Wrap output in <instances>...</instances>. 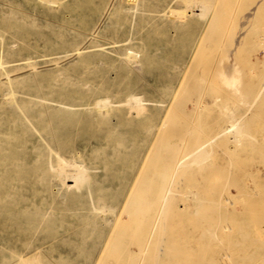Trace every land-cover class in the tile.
Instances as JSON below:
<instances>
[{
    "label": "rangeland",
    "instance_id": "374dc122",
    "mask_svg": "<svg viewBox=\"0 0 264 264\" xmlns=\"http://www.w3.org/2000/svg\"><path fill=\"white\" fill-rule=\"evenodd\" d=\"M213 1L218 17L202 20L197 11L183 14L180 0H0V112L22 119L21 107L31 114L30 102L39 100L57 108L62 102L108 103L92 114L77 115L78 126L46 134L67 159L75 149L83 153L94 168L89 183L38 182L34 173L41 171L21 162L20 169L10 167L1 175L0 158V209H11L12 221L19 217L22 227L18 239L9 225L2 233L0 214V236L14 235L10 242L3 239L5 246L41 244L42 264H264V92L258 97L264 81V0ZM197 47L206 51L193 86L206 89L191 94L186 84L184 95L180 82ZM227 63L244 82L242 94L218 79ZM130 96L144 100V115L127 114L124 102ZM108 108L114 109L99 114ZM233 112L245 115L241 144L236 147L230 133L211 145L214 154L203 169L192 166L185 175L190 178L176 189L181 194L172 200L169 218H162L159 206L149 205L146 220L129 225L125 217V223H113L108 210H92L89 187L94 198L119 197L122 203L134 181L140 201L155 199L154 184L143 186L155 173L151 163L138 173L145 153L141 142L147 140L152 158L178 160L214 139ZM4 123L3 130L9 121ZM144 126L153 128L147 139ZM13 132L9 134L17 141L11 143L10 162L16 164L24 151L30 152L35 137L21 125ZM92 135L102 139L105 149ZM11 136L0 138L2 148L10 147ZM117 142L122 150L133 143L129 157L104 159ZM186 191L199 200L193 206L187 204ZM25 207L31 226H36V214L47 211L52 217L31 231ZM96 232L104 238L94 247ZM115 240L121 248L117 257ZM11 258L7 249L0 251V264L4 259L16 264Z\"/></svg>",
    "mask_w": 264,
    "mask_h": 264
},
{
    "label": "bare ground",
    "instance_id": "6f19581e",
    "mask_svg": "<svg viewBox=\"0 0 264 264\" xmlns=\"http://www.w3.org/2000/svg\"><path fill=\"white\" fill-rule=\"evenodd\" d=\"M213 0H180V3H182L185 7L183 14L189 12L194 13L195 11L199 12V17L202 20H208L210 16H212L213 19H216L219 14V9L213 10ZM218 3V2H217ZM170 4V3H169ZM203 4V5H202ZM219 4V3H218ZM171 6V4H170ZM204 8V10H200V8ZM181 12V13H182ZM172 14V13H170ZM182 16H185L183 15ZM174 15H172L173 17ZM181 17V15H180ZM208 22V21H207ZM207 48V47H205ZM205 50L204 48L197 47L187 70L185 71L181 82L179 89L185 90V93L188 94L187 87L186 89H182L184 85L189 84L188 88L189 93L191 94H197L200 95L203 93V91L206 89V86H199L198 88L196 86H193V82L197 80L198 75L200 73H197V68L199 65V61L201 59V52ZM206 51V50H205ZM204 56V55H203ZM201 66V65H200ZM140 68V67H139ZM240 72V71H238ZM218 79L221 80L222 84L226 89H229L230 91L234 93H243L244 92V82L242 79H239L236 77V74L231 70L230 66L227 64H223L221 70L219 71V76ZM7 80V79H6ZM179 94L181 91H178ZM177 92V93H178ZM264 92V81L260 86L259 92H258V97ZM176 97H178V95ZM181 94V96L183 95ZM13 95V94H12ZM12 95L10 98L13 100ZM183 95V96H184ZM9 97V96H8ZM178 99V98H177ZM6 100V99H5ZM14 101V100H13ZM108 101V100H107ZM176 103H179L178 100L175 101ZM173 102V103H174ZM181 102V101H180ZM33 103V108L31 114L27 113L26 111L29 109H23L21 107V111L23 112V118L21 119L18 114H13L10 116H5V112H0V138H3V136L11 134L15 135L13 132L18 125H21L24 127V130H27L30 133H34V139L31 140V150L30 152L24 151L25 153L23 154V158L19 160L18 163L16 164H11V157H10V151H11V143H15L17 139L15 137L11 136L9 138V141L6 142L7 148H2L0 146V155L3 154L0 158L1 161L4 163V166L2 168L1 175H4V173L9 172L8 170L10 167H16L20 169L19 163L21 162L22 164H26L31 170H38L40 174L38 175L37 173H34V177H37L38 182H48L51 183L52 181L58 180L59 182H72L74 187H81L85 183H89L90 179L92 178V170L94 169L93 167H90V163H86L82 157V152L78 151L75 149L71 153V158L67 159V157L63 154V152L52 146L51 141L53 139L47 138L46 134H51L53 135L56 132V129H69L70 127H76L78 126V121H77V115L80 113H88L92 114L97 107L100 106H106L108 103L103 101V103H96L93 107H91V104H72V103H65L62 107H50V106H44L45 103L41 100L35 101V102H30ZM122 103L123 102H119ZM172 103V104H173ZM125 106H127V114L130 115L131 113L135 112L138 116L139 115H144L146 113V106L144 105V100L141 98H138L137 96H130L128 100L124 102ZM171 104V105H172ZM170 105V109L173 107ZM42 106L45 107L44 110H36L37 107ZM75 107H79V110H75ZM169 107V106H168ZM40 108V107H39ZM183 108V107H182ZM114 108H108L106 111H100L99 114L105 115L108 112L112 111ZM148 112V111H147ZM244 118L245 115L242 116H236L235 113H230L228 119H227V125H221L218 127L220 131L217 133L214 139H210L209 141L205 143H200L195 146L193 150H190L187 155L184 157L180 158L177 160L173 158H165L161 157L160 155H156L154 158L150 157L149 154V147L147 146V140L144 142H141L139 144V149L143 150L144 149V156L141 160L140 167L138 169V173L141 170V167L144 165L145 167L149 166L151 163V166L153 167V172H155L153 175L149 176L147 178V181L144 182V187H150L152 183L154 184V192H155V199L151 202L150 200L147 201H140L138 197V187L134 186V181L132 185L127 189L126 194L123 197L122 203L119 202V197H105L103 195H99L98 197L94 198L92 195V188L89 187L87 190L88 196L91 198V205H92V210L99 211V212H104V210H108V212L113 215V223L118 222L122 220V217H125L127 220V223L129 225H134L137 222H141L146 220L148 216H145L144 212L148 211V206L150 205L151 208H155L156 206H159V209L161 213L164 214L162 216L163 219L169 218L170 214L172 215L173 211V199L175 197H178L181 193H175L176 189L177 191H180V189L183 186V183H186V180H188L190 177L185 176L189 171V169L192 166L197 167V171H201L203 169V165L209 161L211 156L214 154L212 150L209 148L211 145L219 138L227 137L230 133L233 134L232 143L235 144V146H239L242 142V138L244 137ZM9 121L8 128L5 130L1 129L4 126V122ZM202 128V126H200ZM153 128L151 126H144L143 128V136L145 139H147L149 133L151 132ZM158 131L159 128L157 127ZM12 132L9 134V132ZM51 131V132H50ZM116 130L110 132V133H115ZM153 132V131H152ZM212 134V133H211ZM161 134H157V139L162 140ZM38 138H37V137ZM54 138V136H53ZM90 138L95 139V140H101L100 143L102 144L101 147L105 149V143H103L102 139L100 137H94L93 135L90 136ZM199 138V137H198ZM92 141V140H91ZM85 142V141H84ZM89 146V142H85ZM23 144V143H22ZM163 144V143H162ZM195 144V142H194ZM193 144V145H194ZM107 145V144H106ZM21 145H18L17 147H20ZM158 146V145H157ZM122 142H117L116 146L111 147V153L107 154L104 153L102 156L103 158H108V157H114V156H125L129 157L131 154V150L133 149V143L125 147L124 150H122ZM23 149H27L25 145H22ZM212 149V147H211ZM103 150V149H102ZM181 152V150H180ZM9 153V154H8ZM8 154V155H7ZM153 154V153H152ZM163 156V155H162ZM119 158V157H118ZM152 158V159H151ZM10 162V163H8ZM207 166V165H206ZM137 173V174H138ZM182 174L179 181L175 183L174 179L178 174ZM0 175V176H1ZM137 177V175H136ZM135 177V178H136ZM159 179V180H158ZM156 180L159 182L156 183ZM191 181V180H190ZM66 184V183H64ZM63 185V184H62ZM70 186V185H69ZM175 188V189H174ZM68 189V188H67ZM102 191V189H101ZM121 194V195H122ZM192 194V195H191ZM185 198H189L187 201L193 206L194 202H198L199 200H196L195 194L191 193V191H186ZM179 198V197H178ZM1 205L4 207L6 206L5 202H1ZM186 205V204H185ZM149 207V209H151ZM168 207V208H167ZM107 208V209H105ZM10 212V210H6L4 212L2 209H0V214L2 215V233H5V228L6 226L9 225V228H13L14 231L12 232L14 235H17V239L22 235L20 231H22L21 225L16 220L13 222L12 220V215L14 214L13 212ZM143 211V212H142ZM150 211V210H149ZM148 211V212H149ZM23 215L25 216V219L27 221L28 229L33 231L36 230L43 224L44 221L48 220L49 218L52 217V214L49 212H42L40 216L38 217V214L34 215L35 218V223L36 226L30 225L28 222L29 217L26 216L28 213L26 210V207L24 208ZM147 215V214H146ZM20 216V215H19ZM1 217V216H0ZM161 218V217H160ZM123 221V220H122ZM148 221V220H147ZM124 222V221H123ZM161 222V220H160ZM112 223V224H113ZM117 223V224H118ZM125 223V222H124ZM147 222H145L146 224ZM103 224V223H102ZM111 224V223H110ZM164 224V223H163ZM119 226V225H118ZM164 228V227H163ZM27 230V231H29ZM164 231V230H163ZM154 232V231H153ZM7 234L0 236V251L7 249L12 253V258L16 260V264H42V261L40 260L42 255V250L44 247L41 244H35L31 246H26V247H18L17 245H12V246H5V244L2 243L3 239L8 240V242L12 241L14 238L13 234ZM95 234V233H94ZM96 234L99 237L98 242L94 245L97 246L99 245V242H102L104 235L103 233L96 232ZM123 235L126 236V234L123 233ZM116 242L113 243V254L117 257V253L120 248V244H118L117 240ZM102 244V243H100ZM149 244V243H148ZM107 246V244H106ZM104 246V247H106ZM102 245V248H104ZM130 247V246H129ZM158 247V246H157ZM156 247V248H157ZM124 248V247H123ZM122 248V250H124ZM163 251V246H161L158 249V257L161 256V252ZM126 253V252H125ZM145 255V254H144ZM142 256V255H141ZM129 258V257H128ZM144 259V258H143ZM7 259L3 260V264H7ZM27 262V263H26ZM155 262V261H154ZM51 264V263H47Z\"/></svg>",
    "mask_w": 264,
    "mask_h": 264
}]
</instances>
